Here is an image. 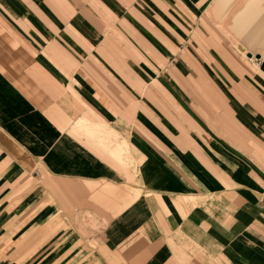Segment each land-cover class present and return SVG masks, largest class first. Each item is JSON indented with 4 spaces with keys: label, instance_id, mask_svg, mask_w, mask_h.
I'll list each match as a JSON object with an SVG mask.
<instances>
[{
    "label": "crops",
    "instance_id": "obj_1",
    "mask_svg": "<svg viewBox=\"0 0 264 264\" xmlns=\"http://www.w3.org/2000/svg\"><path fill=\"white\" fill-rule=\"evenodd\" d=\"M0 264H264V0H0Z\"/></svg>",
    "mask_w": 264,
    "mask_h": 264
},
{
    "label": "rangeland",
    "instance_id": "obj_2",
    "mask_svg": "<svg viewBox=\"0 0 264 264\" xmlns=\"http://www.w3.org/2000/svg\"><path fill=\"white\" fill-rule=\"evenodd\" d=\"M85 224L88 225L89 227H91L92 229H97L96 228V221L92 218H85Z\"/></svg>",
    "mask_w": 264,
    "mask_h": 264
}]
</instances>
